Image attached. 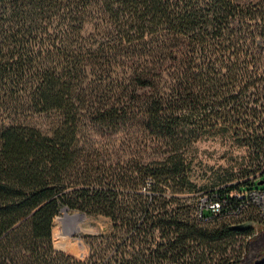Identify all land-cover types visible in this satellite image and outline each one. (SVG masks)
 I'll return each mask as SVG.
<instances>
[{
  "label": "trees",
  "instance_id": "1",
  "mask_svg": "<svg viewBox=\"0 0 264 264\" xmlns=\"http://www.w3.org/2000/svg\"><path fill=\"white\" fill-rule=\"evenodd\" d=\"M262 36L264 0H0V264H232L229 239L257 233L232 228L257 218L235 193L264 159L198 197L177 148L190 124L261 118ZM86 122L175 150H83ZM64 206L109 219L83 257L54 245Z\"/></svg>",
  "mask_w": 264,
  "mask_h": 264
},
{
  "label": "rangeland",
  "instance_id": "2",
  "mask_svg": "<svg viewBox=\"0 0 264 264\" xmlns=\"http://www.w3.org/2000/svg\"><path fill=\"white\" fill-rule=\"evenodd\" d=\"M261 35L260 28L257 27L255 37L259 38ZM262 37L264 39V36ZM255 52L260 55V64L264 68V41L259 47L255 48ZM136 112H138V107L132 109V113ZM53 116V113H36L30 120L33 124L47 130L52 124ZM247 124L251 126L249 130L247 129L248 132H254L255 137H262L264 135V112L261 118L254 120L249 117L247 122L245 120L236 122L235 117H233L226 122L220 121L213 126L201 128H195L190 124L192 129H187L186 137L183 139L185 145L176 148L177 150H183L187 155L190 178L196 184L195 189L190 192L191 194L202 197L204 193L212 188L244 178L241 175V169L250 170L256 166V163L263 161V153L262 150H259L258 144L255 141L252 144H247L248 135L240 131L235 132V129L240 128H243L244 131ZM116 128L120 130H116ZM122 128L123 124L117 127H100L86 122L84 128H82L83 133L80 137V144L84 145L83 150H160L161 154H167V150H175L172 149L169 141L160 144L153 137L133 131H123ZM258 153L260 154L258 155ZM262 178H264V173ZM152 181V178H149L148 182L142 187L149 189ZM242 187H264V184L255 182L244 184ZM67 211L69 213L82 212L79 209L70 208ZM64 213V210L61 209L54 218V245L56 240L66 234L65 228L74 227L71 220L65 221L62 219ZM82 223L84 228L90 227L91 230L84 228L75 230L73 234L68 236L67 240L72 244H76V247L68 246L67 249L63 250L78 257H83L87 252L83 235L106 229L109 225V219L103 215L86 213V219ZM255 229L257 233L253 237L247 239L246 236L238 234L226 243L228 249L225 255L232 257L234 260L232 264H250L264 254V223L256 224ZM79 242H83L84 246H81ZM238 257L239 259L235 260Z\"/></svg>",
  "mask_w": 264,
  "mask_h": 264
},
{
  "label": "built area",
  "instance_id": "3",
  "mask_svg": "<svg viewBox=\"0 0 264 264\" xmlns=\"http://www.w3.org/2000/svg\"><path fill=\"white\" fill-rule=\"evenodd\" d=\"M252 182L255 183L260 179H264L261 177V173L258 172L256 175L251 176ZM235 195L241 198H246L247 203L246 206L253 204L255 212H256V219H253L254 223L252 227L255 229L256 224L264 223V187H252L248 189L240 190L236 192ZM215 213L219 212V203H209L208 204ZM237 215L242 214V210ZM245 221V220H244ZM251 235H246V238H250ZM251 264V263H250Z\"/></svg>",
  "mask_w": 264,
  "mask_h": 264
},
{
  "label": "water",
  "instance_id": "4",
  "mask_svg": "<svg viewBox=\"0 0 264 264\" xmlns=\"http://www.w3.org/2000/svg\"><path fill=\"white\" fill-rule=\"evenodd\" d=\"M257 183H258V184H264V179H260V180H258ZM62 209H63L64 212H65V211H67L68 207H67V206H64ZM79 213H80V214H83L84 216H86V213H85V212H79ZM253 223H254V222H253L252 220H246V221H242V222L234 223V224L232 225V228H235V229H238V230H246V229L250 228V227L253 225ZM67 229H68V228H65V230H64L65 233H66V230H67ZM84 229H86V230H91L90 227H87V228H84ZM75 230H76V229L73 228V229H71V230H69V231L67 230V231L69 232V235H71V234L74 233ZM66 234H67V233H66ZM66 234H65L64 236H62L59 240H56V241H55V247H56L57 249L65 250V249H67L68 246H71V247H75V246H76V244H72V243H70V242L67 240V238H68L69 235L66 236ZM79 244H80L81 246H84V243H83V242H79ZM262 261H264V254L261 255L259 258H257V259L253 262V264H256V263H259V262H262ZM251 264H252V263H251Z\"/></svg>",
  "mask_w": 264,
  "mask_h": 264
},
{
  "label": "bare ground",
  "instance_id": "5",
  "mask_svg": "<svg viewBox=\"0 0 264 264\" xmlns=\"http://www.w3.org/2000/svg\"><path fill=\"white\" fill-rule=\"evenodd\" d=\"M65 221H72V225H74V227H68V231L75 228L76 230L79 229H83V223L86 219V216H84L83 214H80L78 211L74 212V213H69L68 211H65L63 218ZM66 230V236L69 235V232ZM76 247V246H75Z\"/></svg>",
  "mask_w": 264,
  "mask_h": 264
}]
</instances>
